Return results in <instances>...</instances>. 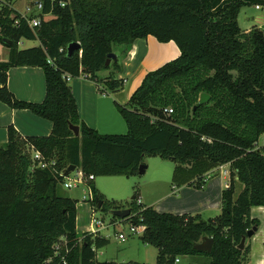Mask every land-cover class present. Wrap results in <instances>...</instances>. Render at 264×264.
Masks as SVG:
<instances>
[{"label": "trees", "instance_id": "obj_1", "mask_svg": "<svg viewBox=\"0 0 264 264\" xmlns=\"http://www.w3.org/2000/svg\"><path fill=\"white\" fill-rule=\"evenodd\" d=\"M41 1V14L50 16L33 27L10 1L0 2V43L9 49L0 61V101L52 124L48 135L25 137L10 125L0 146V264H149L97 260L96 249L108 239L78 234L76 200L57 191L69 165L93 177H129L146 155L174 162L175 186L201 188L208 172L229 166L214 217L158 212L136 202L134 194L122 220L144 225L139 239L157 249L153 264H176L188 255L208 264H245L250 245H238L249 229H257L251 207L264 206V150L256 144L264 133V32L257 26L243 30L237 17L241 7L264 6V0ZM148 35L174 41L179 54L146 72L126 104L115 103L126 132L101 134L80 118L64 75L85 74L102 93L119 91L124 78L100 75L119 65L116 60L106 66L108 54L114 45L125 51ZM23 39L39 43L20 48ZM74 41L81 49L67 57L66 46ZM15 66L42 69V101L12 94L7 77ZM203 92L209 100L198 104ZM154 109L156 117L149 112ZM69 124L78 126V136ZM32 149L42 155L44 168L31 159ZM88 187L93 208L97 200L103 212L123 208L106 200L93 180ZM204 236L213 239L209 252L194 248Z\"/></svg>", "mask_w": 264, "mask_h": 264}, {"label": "crops", "instance_id": "obj_2", "mask_svg": "<svg viewBox=\"0 0 264 264\" xmlns=\"http://www.w3.org/2000/svg\"><path fill=\"white\" fill-rule=\"evenodd\" d=\"M251 6L255 10L263 8V6H260V8H256L255 5ZM12 8L16 10L15 7L12 6ZM241 9L242 7L237 17L238 24L240 22ZM16 11L25 15L20 10ZM246 22L244 28L240 26L243 30L257 26L264 32V20L261 18L253 17ZM19 43L22 44V41ZM8 54V47L0 43V61L6 60ZM114 54L119 64L117 69L111 67L108 70L101 71L100 75H105L109 72L114 73L116 77L124 75L125 84L121 90L113 93H102L95 83L88 78L78 76L71 77L68 80L71 82L69 85L75 98L80 118L87 126L101 134L126 132V123L118 112L115 103L126 104L145 73L177 57L179 49L172 40L160 42L154 36L148 35L144 38L135 39L125 51L120 47V50L115 51ZM117 72H120V74L117 75ZM7 86L12 94L20 100L40 102L45 95L43 71L36 66L11 67L8 70ZM10 125L23 137L45 136L50 133L52 128L49 120L32 113L30 110L13 109L0 101V146L7 142V128ZM220 168L222 172L218 170L216 174L206 178V182L201 188H194L188 185L175 187L173 185V192L164 196L160 204H157L169 208L168 210L175 214L189 213L194 215L198 213L202 218L204 214L206 216L214 214L208 215V217L216 216L220 212L221 191L228 186L229 182V176L224 172L228 168L227 164L221 165ZM165 200L167 201L165 202ZM155 210L158 211V207ZM250 214L259 223L256 231L250 237V243H248L250 245L248 264H264V206L251 207ZM96 234L102 236L100 232H96ZM121 234L115 233V236L118 237ZM125 238L126 236H124L123 241H125ZM128 244L130 245L131 242ZM97 253L96 251V258ZM182 259H186L185 264L196 263L198 260H201L200 264H203L202 260L204 261L205 258L202 256H180L178 263ZM108 261L122 262L118 261V259H110Z\"/></svg>", "mask_w": 264, "mask_h": 264}, {"label": "rangeland", "instance_id": "obj_3", "mask_svg": "<svg viewBox=\"0 0 264 264\" xmlns=\"http://www.w3.org/2000/svg\"><path fill=\"white\" fill-rule=\"evenodd\" d=\"M1 1L5 0H0V2ZM6 1H10L12 3V6L15 7L16 10H20L25 14H29L32 11L31 14L34 15L35 13H38V10L36 9V3L41 0ZM38 15L39 17L43 18L50 16H45L41 13H38ZM253 17H259L264 20V6L260 10H255L251 5L243 6L239 15V26L244 28L247 23L246 21L252 19ZM21 41L22 44H18L21 48L36 46L39 43L38 40L23 39ZM113 49L114 52L117 50L119 51L120 47L118 45H114ZM116 74L118 75L120 74V72H117ZM123 77L124 75L119 78ZM68 83L71 84L70 81H68ZM149 112L153 117H156V115L154 114L156 113L155 109L153 111L150 110ZM256 144L258 147H261L264 150V133L259 136ZM143 163L146 165L144 173H137L129 177L123 175L95 176L93 179V184L106 200L115 201L123 208L128 207L129 203L133 200L132 196H134V194L136 193L138 197L136 202H140L148 206H153V208L155 209L156 207H158V211L171 212L170 210H168L169 208H165V206H161L159 204L164 196L170 194V192H173L172 186L174 184L172 181V173L174 169V162L170 159H162L158 156L146 155L143 159ZM220 167L221 166L214 168L212 171L208 172L206 174V178L216 174L218 170L222 172ZM227 167L228 168L225 169L224 172H226L225 174L229 176V166L227 165ZM57 191L62 196L71 197L76 200V231L78 234L81 235L84 232H92V230H95V228H97L95 224L91 223L92 217H95L96 220L99 219L100 221H102L103 228L98 232H100L102 236L108 239V243L96 249V251L98 252L97 260L106 261L110 259H118V261L122 262L133 261L149 264L155 263L157 249L149 244L143 243V245L139 239L138 234L130 233L129 228L131 223L129 221H120V219L113 220L110 212H103L97 207L95 209L91 206L88 185L81 184L76 188H65L62 184H60ZM83 196H86L85 199H83ZM166 201L167 200H165V202ZM208 215L206 216L204 214L203 218H208ZM115 233H122L123 236H126L125 241H121L119 236H115ZM200 241L201 240H199L198 242ZM129 242H131L130 245L128 244ZM245 243H250V237L245 240ZM207 261V258H205L204 261L202 260L203 264H208ZM200 262L201 260H198L196 263L192 264H200ZM248 262L249 253L247 255V261L245 264H248ZM185 263L186 259H182L181 262L177 264Z\"/></svg>", "mask_w": 264, "mask_h": 264}, {"label": "built area", "instance_id": "obj_4", "mask_svg": "<svg viewBox=\"0 0 264 264\" xmlns=\"http://www.w3.org/2000/svg\"><path fill=\"white\" fill-rule=\"evenodd\" d=\"M61 5H63V3H60ZM256 8H260L259 5H255ZM42 8H43V2L39 1L36 3V9L38 10V13L42 12ZM32 12V11H31ZM31 12L29 14H25L23 15L26 19L27 22L30 26H36L40 23V17L38 15V13H35L34 15L31 14ZM30 17V18H29ZM84 78H87V76L85 74L81 75ZM64 78L68 81L69 79H71V76L68 74L64 75ZM165 112L171 113L172 109L171 108H165L164 109ZM31 159L35 162V165L37 167L40 168H44L46 166V163L43 161V157L40 154V152L36 151V150H31ZM94 177L92 174H85L80 168H75L73 171H71L69 174L66 175L64 181L62 182V185L65 188H76L81 184H86L88 185V182L93 180ZM90 195V192H89ZM86 196H83V199H85ZM91 197V195H90ZM120 221H122V219H120ZM91 223L95 224V226L97 228H95V230H92L91 233H96L98 232L100 229L103 228V224L102 221H100L99 219L96 220L95 217L91 218ZM122 226V224H121ZM144 225L143 224H131L130 225V233L132 234H141L144 230ZM120 240L123 241L124 240V236L121 234L120 236ZM175 262L178 263L179 262V257H177L175 259Z\"/></svg>", "mask_w": 264, "mask_h": 264}, {"label": "water", "instance_id": "obj_5", "mask_svg": "<svg viewBox=\"0 0 264 264\" xmlns=\"http://www.w3.org/2000/svg\"><path fill=\"white\" fill-rule=\"evenodd\" d=\"M81 49L80 43L79 42H70L67 46H66V56L67 57H71L73 55V53L75 51H78ZM116 55L114 53H109L108 57L105 61V65H109L111 61H116ZM209 100V95L207 93H201L199 96V100H198V104H202L204 102H207ZM69 129L73 132V134L75 136L79 135V128L76 125H72L69 124ZM75 169L74 165H69L67 166L63 173L65 175L69 174L71 171H73ZM146 169V165L142 164L139 166L138 168V173H144ZM134 198V196H132V199ZM97 207L99 208L101 206V200H97ZM111 215L118 217L120 219H124L126 218L129 214H130V209L129 208H120V209H114L111 212ZM256 231V226H254L253 228L249 229L246 233V236H243L238 248L242 249L246 240V237H251L253 235V233ZM213 245V239L211 237L208 236H204L202 237L200 242H197L194 244V248L198 251H206L209 252L212 248Z\"/></svg>", "mask_w": 264, "mask_h": 264}]
</instances>
